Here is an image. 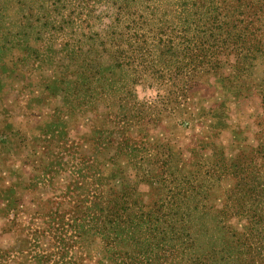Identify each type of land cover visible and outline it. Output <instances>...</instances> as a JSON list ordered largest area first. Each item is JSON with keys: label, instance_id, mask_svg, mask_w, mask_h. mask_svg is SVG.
<instances>
[{"label": "trees", "instance_id": "obj_1", "mask_svg": "<svg viewBox=\"0 0 264 264\" xmlns=\"http://www.w3.org/2000/svg\"><path fill=\"white\" fill-rule=\"evenodd\" d=\"M59 1L40 0L33 11L27 0H0V74L17 80L42 60L50 73L27 106L59 98L28 139L18 131L0 138V167L21 147L35 176L73 162L62 252L69 226L77 250L95 248L93 264H264V117L254 144L232 136L228 152L215 133L183 149L168 128H190L178 115L213 84L227 103L255 95L264 116V0H180L169 22L146 0H120L102 32L77 29ZM44 35L51 40L40 58L29 39ZM139 86L154 95L139 99ZM17 179L1 185L3 197L22 187Z\"/></svg>", "mask_w": 264, "mask_h": 264}, {"label": "rangeland", "instance_id": "obj_2", "mask_svg": "<svg viewBox=\"0 0 264 264\" xmlns=\"http://www.w3.org/2000/svg\"><path fill=\"white\" fill-rule=\"evenodd\" d=\"M64 1L57 2L60 14L71 17L77 29L83 26L85 30L98 32H102L112 23L115 5L121 3L120 0H67V3ZM176 1L180 0H146L143 5L154 9L158 21L161 19L164 20L163 22H169L173 18L176 9L173 3ZM77 2H81L82 6L79 7ZM27 3L34 11L38 8L40 0H27ZM147 8H139V12L145 15L148 13ZM58 22H55V26H58ZM45 35L44 39H29L33 47H40L42 50L40 58L45 57L47 45L51 40L45 39ZM53 40L56 43L61 42V39ZM51 69L53 73L56 72L55 66ZM25 70L21 71L17 80H13V73L0 74V77L5 78L3 85L0 86V127L5 132L0 134V138L18 131L21 137L28 139L33 133L32 122L39 120L40 116L46 117L51 112L52 105L59 103L58 97L51 98L49 106L35 105L30 110L27 106L28 99L32 95L40 94L42 80L50 71L42 60L30 61ZM33 85H36L34 89ZM215 88L216 84L206 85V88L201 90V95L198 93L196 98H193L195 103H188L189 100L186 102V113L179 114L178 118L186 119L190 123V128L176 125L168 127L169 130L176 132L177 144L183 149L194 148L197 143L195 141L211 133L217 134L212 142L227 152L230 151L232 136H236L237 143L240 140L241 143H255L257 117H264L259 111L258 97L251 95L245 100L239 98L227 103L225 98L214 92ZM153 91L139 86L138 98L152 96L155 93ZM212 92L214 94L211 96ZM84 122L86 119L82 120V123ZM82 123L76 128L79 133L85 130V125ZM231 129L235 135L231 133ZM11 150L5 152L6 160L0 167V189L3 187L1 185L8 186L13 183L15 176L18 178L16 183L22 187L15 188L14 196L11 194L10 197H3L0 194V264H93L95 248L90 247L88 254L77 250L73 228L67 226L69 230L66 235H70V238L65 241L66 252H62L64 248L62 242L59 243V238H63L64 235V230L59 225L60 214L63 210L70 211L75 200L72 186L75 177L70 173L73 170V162L68 158V162L62 168L53 169L49 176L46 173L35 176L30 172V164H24L23 156L29 151L21 147L16 154ZM184 155H188V152H184ZM17 169H20L21 173L16 174ZM64 174L68 175L65 179L62 177ZM50 176H53L52 184L47 183ZM34 179L36 188L33 189ZM7 198L16 200L15 208H12V204L7 205ZM67 221L70 224L73 220L68 216Z\"/></svg>", "mask_w": 264, "mask_h": 264}]
</instances>
